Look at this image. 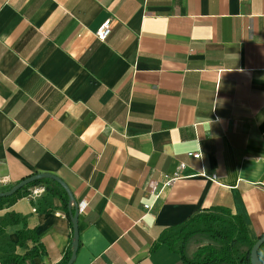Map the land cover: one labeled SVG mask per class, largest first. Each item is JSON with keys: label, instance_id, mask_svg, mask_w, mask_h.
<instances>
[{"label": "crops", "instance_id": "1", "mask_svg": "<svg viewBox=\"0 0 264 264\" xmlns=\"http://www.w3.org/2000/svg\"><path fill=\"white\" fill-rule=\"evenodd\" d=\"M38 173L85 203L72 264H182L159 236L214 207L256 241L264 0H0V191ZM41 180L0 207V264L71 252L58 184ZM20 230L34 239L19 244ZM206 244L193 238L187 256Z\"/></svg>", "mask_w": 264, "mask_h": 264}, {"label": "trees", "instance_id": "2", "mask_svg": "<svg viewBox=\"0 0 264 264\" xmlns=\"http://www.w3.org/2000/svg\"><path fill=\"white\" fill-rule=\"evenodd\" d=\"M42 180L33 181L13 195L0 197V207L7 202H12L21 192L29 186L35 185ZM57 195L62 199L65 214L67 211L68 198L66 193L57 185ZM19 244L29 235L34 239L33 232L20 230L17 232ZM196 237H205L213 242L199 247L190 258L186 254L188 243ZM255 241L251 240L245 229L242 218L232 214L225 207H214L208 211L200 212L176 226L168 227L159 236L157 243L167 245L171 250L180 255L182 264H251L250 250ZM155 244V245H156ZM154 245V246H155ZM35 253L28 252L23 257L8 256L4 264H22L23 261ZM261 264H264V243L257 250ZM70 256V247L63 255L58 264H65Z\"/></svg>", "mask_w": 264, "mask_h": 264}, {"label": "water", "instance_id": "3", "mask_svg": "<svg viewBox=\"0 0 264 264\" xmlns=\"http://www.w3.org/2000/svg\"><path fill=\"white\" fill-rule=\"evenodd\" d=\"M41 179H50L57 183L63 191L66 193L68 202H67V211L69 214L70 222L72 224V241H71V252L70 256L65 264H72L77 248H78V224H77V219H78V212H79V204L77 201L73 198V195L67 185L57 176L53 174H48V173H38L34 174L31 176H28L26 178H23L16 184H14L12 187L5 191H0V197H7L13 195L17 190L21 189L25 185L36 181V180H41ZM264 243V233L259 236V238L254 242L253 246L251 247L250 250V263L251 264H261L257 255V250L259 247Z\"/></svg>", "mask_w": 264, "mask_h": 264}, {"label": "built area", "instance_id": "4", "mask_svg": "<svg viewBox=\"0 0 264 264\" xmlns=\"http://www.w3.org/2000/svg\"><path fill=\"white\" fill-rule=\"evenodd\" d=\"M109 23H110L109 20L104 21V22L101 24V26H99V28L96 30V32H95V36H96V38H97L98 40L103 41V40H105L106 37L110 34V26H109ZM188 155H190L192 158L198 159V160H200V161L202 160V155H201V153H200L199 151H196V152H190ZM183 166H184V164L181 163V164L179 165V168H183ZM199 175L202 176V177H204V178H206V179H209V180H211V181H213V182H216V175H215V174L208 175V174H206V172L201 171ZM172 179H174V177H170V178H168V179L163 183L162 186H165V185L169 184V182L172 181ZM7 181H8V178H6V177H4V178H2V179L0 180V182H2V183H6ZM261 187L264 189V183L261 184ZM43 190H44L43 188H37V189H34V190L31 191L30 196L34 197V196H36L37 194H39L40 191H43ZM84 205H85V203L83 204V206H84ZM83 206H82V207H83ZM82 207H81L80 204H79V210H81ZM144 207H145V208H148V205H144Z\"/></svg>", "mask_w": 264, "mask_h": 264}]
</instances>
